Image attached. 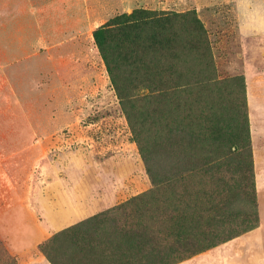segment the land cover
Wrapping results in <instances>:
<instances>
[{
	"label": "rangeland",
	"instance_id": "rangeland-1",
	"mask_svg": "<svg viewBox=\"0 0 264 264\" xmlns=\"http://www.w3.org/2000/svg\"><path fill=\"white\" fill-rule=\"evenodd\" d=\"M135 8L196 17L208 36L188 55L170 59L175 74L185 59L183 80L196 84L155 125L137 116L134 126L128 109L144 114L146 104L135 94L123 103L95 38L115 15ZM178 47L184 49L181 42ZM249 64L254 75L264 73V34H242L236 0H0L6 169L22 190L29 187L34 206H61L52 208L54 215L62 206H84L28 255L14 253L0 233V264H32V253L47 264H264V227L250 234L262 226L264 147L259 116L249 107ZM197 118L236 142L232 150L243 163L227 160L215 173L176 171L205 155L202 142L192 141ZM249 160L253 190L244 180ZM140 198L154 210L144 222L152 224L161 251L137 258L121 233L129 218L115 208L136 206L131 200ZM210 201L219 206L209 209ZM171 223L179 232L189 224L198 234L210 233L207 242L214 244L191 253L183 235L159 231Z\"/></svg>",
	"mask_w": 264,
	"mask_h": 264
},
{
	"label": "trees",
	"instance_id": "trees-1",
	"mask_svg": "<svg viewBox=\"0 0 264 264\" xmlns=\"http://www.w3.org/2000/svg\"><path fill=\"white\" fill-rule=\"evenodd\" d=\"M95 38L108 63L123 103L125 104L135 94L136 101L146 104L147 111L144 114L137 115L133 110L128 109L129 118L134 122V126L138 125L137 119L133 120L137 116L146 121L150 120L153 125L169 118V114L177 106V96L189 93L196 84L190 80H183V75L189 70L185 59L182 58L184 63L178 72L180 79L178 74H175L170 59L173 60L172 57L178 59L177 52L188 55L191 53L194 43L208 42L206 29L196 17H189L177 12L143 8H135L132 12L115 15L109 22L96 30ZM179 42L184 49H179ZM180 59L181 56H179ZM143 88L146 89V92L136 95V91ZM149 112L153 115V120ZM168 126L167 119L165 124L167 132L163 135L165 140L170 137ZM191 126L193 128L192 141L202 142L200 148L205 151V155L202 158L191 160L188 165L175 168L176 171L215 173L222 171L227 160L237 159L239 163H243L242 154L232 150V147L237 143L228 141V136L224 135L221 128L206 125L199 118L195 122L192 120ZM244 141L247 142L245 149L249 151L250 141L243 139V143ZM248 156L250 157V152H248ZM252 166V160H249L244 180L246 185L251 184L253 190ZM131 201L137 205L115 208L116 211L126 215L130 221L120 227L122 228L121 233L130 239L125 240L129 244L127 250L137 258L144 251L160 253V240L151 235L152 224L146 225L144 222L145 217L149 216L153 219L155 216L153 208L144 206L141 198ZM210 205L209 209L219 206L215 201H210ZM172 211L176 212V207H172ZM170 220H172L171 217ZM182 226L186 231L179 232L178 223L166 225L159 231L171 236L183 235L188 241L186 249L191 253L214 244L207 242L211 239L210 233L198 234L196 229L189 224H182ZM197 227L200 229V226L197 225ZM182 245L184 246L185 243L182 242Z\"/></svg>",
	"mask_w": 264,
	"mask_h": 264
},
{
	"label": "crops",
	"instance_id": "crops-1",
	"mask_svg": "<svg viewBox=\"0 0 264 264\" xmlns=\"http://www.w3.org/2000/svg\"><path fill=\"white\" fill-rule=\"evenodd\" d=\"M236 2L239 29L242 34L246 36L264 34V0H236ZM255 72L253 66L249 64L246 69L249 107L252 114L259 116L258 128L264 147V73L254 75ZM253 135L255 139V134ZM0 146H3V142H0ZM254 146L256 147L255 144ZM6 159L0 153V233L14 253L21 256L28 255L51 234L54 228L64 226L68 221L72 222L71 218L83 213L84 206H62L61 212L55 215L50 213L54 206H34L29 187L24 190L20 188L15 172L6 169ZM258 178L264 179V174L258 173ZM59 207L61 206H55L54 210H59ZM262 214V226L254 229L250 234L262 231L264 206H262ZM45 215L47 218L42 219L41 217ZM31 256L32 264H47L42 256L33 253Z\"/></svg>",
	"mask_w": 264,
	"mask_h": 264
}]
</instances>
